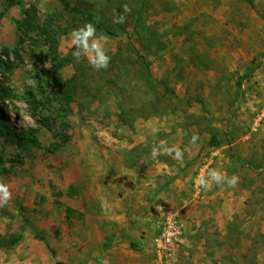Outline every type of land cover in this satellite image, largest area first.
I'll list each match as a JSON object with an SVG mask.
<instances>
[{
	"label": "rangeland",
	"instance_id": "rangeland-1",
	"mask_svg": "<svg viewBox=\"0 0 264 264\" xmlns=\"http://www.w3.org/2000/svg\"><path fill=\"white\" fill-rule=\"evenodd\" d=\"M31 7L61 27L53 52L21 26ZM89 22L107 69L72 56L68 34ZM55 62L75 82L68 113ZM0 116L32 141L0 132V238L21 237L0 264H264V0H0ZM160 141L183 159L153 158ZM210 169L235 185L199 187ZM170 213L184 239L161 261L153 239Z\"/></svg>",
	"mask_w": 264,
	"mask_h": 264
},
{
	"label": "trees",
	"instance_id": "trees-1",
	"mask_svg": "<svg viewBox=\"0 0 264 264\" xmlns=\"http://www.w3.org/2000/svg\"><path fill=\"white\" fill-rule=\"evenodd\" d=\"M11 5H17L15 1H11ZM65 7L68 8V4L65 3ZM73 10L72 12H74ZM21 26L24 27L25 33L28 35H37L42 38H44L45 43L49 46V49L51 52L54 51V45L57 42V34L59 33V30L61 27L57 28V22L54 16L47 17L44 20H41L37 14L36 9L34 7L28 8L24 11V17L21 21ZM62 69L61 63H54V71H53V77L52 79L55 81V83L58 85V87L61 88L60 95L62 107L66 112L68 113V109L70 108V99L74 96V92H76L75 82L74 80H64L61 76L60 72ZM34 100V98H33ZM31 101L29 100V104L33 107L34 113L36 114L38 107L41 105L40 101ZM66 113V115H67ZM42 122H46L45 120L39 121V123L42 124ZM49 132L52 133L53 138L57 140L58 146L65 145L69 142V135L67 132L61 131L58 127L56 128L55 125L47 124ZM61 126L64 128V126H68L67 123L62 122ZM0 132L2 134V137L8 138V140L11 141V143H15L18 145H22L25 140H29L30 132L28 131H19L17 128L9 121L3 120V118L0 116ZM29 142H32L31 139ZM4 161L2 158H0V164H2ZM74 191L71 190V194ZM74 215H76V211L72 208L67 207L66 208V218L67 222L72 224V220L74 218ZM35 237L43 241V237L40 234L39 231L34 229ZM21 241L20 236L8 234L0 238V245L4 247H10L18 244ZM53 255V251L51 252ZM56 264H63L61 262H57Z\"/></svg>",
	"mask_w": 264,
	"mask_h": 264
},
{
	"label": "clouds",
	"instance_id": "clouds-1",
	"mask_svg": "<svg viewBox=\"0 0 264 264\" xmlns=\"http://www.w3.org/2000/svg\"><path fill=\"white\" fill-rule=\"evenodd\" d=\"M124 13H130L131 9L127 4L123 5ZM114 23L123 24L125 22V16L118 14L113 20ZM68 39L70 40V46L74 49L72 56L79 62L82 57L86 58L88 63L96 70L107 69L111 57L106 51L105 45L107 43V37L103 34L97 35V29L93 23H85L82 26L73 29L68 34ZM199 139L197 135H193L190 144L195 145L196 141ZM165 141H160L159 146H154L152 149V157L156 158L163 151L168 155L175 154L174 158L177 160L183 159V151L179 148L172 147L167 148L164 146ZM226 182L229 187L234 186L236 183V178H227L226 174L220 172L217 169H210L207 172V178L202 171L201 175L196 178V183L199 187L209 190L212 184L215 183L220 185ZM11 199V192L6 184L0 182V204L7 203ZM102 209L104 204H101ZM103 264H109L107 259L103 260Z\"/></svg>",
	"mask_w": 264,
	"mask_h": 264
},
{
	"label": "built area",
	"instance_id": "built-area-1",
	"mask_svg": "<svg viewBox=\"0 0 264 264\" xmlns=\"http://www.w3.org/2000/svg\"><path fill=\"white\" fill-rule=\"evenodd\" d=\"M183 227L178 214L170 213L163 217L156 226L153 250L157 259L166 260L175 254L183 243Z\"/></svg>",
	"mask_w": 264,
	"mask_h": 264
}]
</instances>
